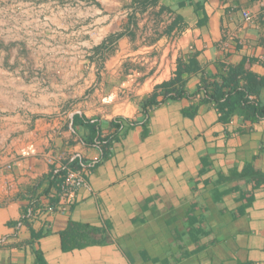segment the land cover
<instances>
[{
	"label": "crops",
	"instance_id": "1",
	"mask_svg": "<svg viewBox=\"0 0 264 264\" xmlns=\"http://www.w3.org/2000/svg\"><path fill=\"white\" fill-rule=\"evenodd\" d=\"M0 45L21 47L25 65L0 53V264H36L38 251L46 264H264V183L244 174L264 178V119L223 124L202 95L141 108L193 58L191 96L245 60L264 78V0H0ZM77 116L103 137L115 118L131 124L101 162ZM74 163L92 191L67 214L41 212ZM192 218L209 232L198 243ZM70 220L111 243L64 253ZM32 232L47 235L30 244Z\"/></svg>",
	"mask_w": 264,
	"mask_h": 264
},
{
	"label": "trees",
	"instance_id": "2",
	"mask_svg": "<svg viewBox=\"0 0 264 264\" xmlns=\"http://www.w3.org/2000/svg\"><path fill=\"white\" fill-rule=\"evenodd\" d=\"M249 65L250 63L247 65V60H245L239 66L230 67L227 72L221 75L220 79L203 77L197 93L195 96H191L185 90L186 81L183 75L185 73L192 75L199 69L198 62L193 58L188 64H180L178 66L173 79L156 86L152 95L142 103V111L148 117L150 109L154 107L170 101L202 95L203 102L215 106L220 114L219 121L221 123L228 124L235 116H241L245 121L251 124H257L264 119V105L259 100L264 91V78L252 72L249 69ZM183 114L186 117L194 118L198 114V107L194 106L186 109L183 111ZM75 124L87 130L88 134L84 140L86 145L89 147H98L102 153L101 162H104L109 159L113 145L120 141L121 133L131 122L123 117L115 118L111 122L112 132L106 137L102 136V125L100 121L93 122L85 117L77 116L75 117ZM69 168L76 170L82 169L83 167L78 163H74ZM65 172L64 170L60 174L64 175ZM244 174L248 180L255 183L256 187L264 183L262 174L252 164L246 167ZM53 184L56 189L58 182L55 180ZM38 205L39 202L37 200L35 202L33 201L30 206L32 211ZM28 217L29 212L27 211L25 220H28ZM188 227L191 229L193 240L196 243L199 242L200 236L209 235V232L204 228L203 222L194 218L188 222ZM46 235L47 233L45 232H32L29 243L33 244ZM59 236L61 250L64 253L85 249L89 246H104L111 243L108 229L97 228L72 220H70L66 230L59 233ZM36 255V264H46L42 259L41 252H36Z\"/></svg>",
	"mask_w": 264,
	"mask_h": 264
},
{
	"label": "built area",
	"instance_id": "3",
	"mask_svg": "<svg viewBox=\"0 0 264 264\" xmlns=\"http://www.w3.org/2000/svg\"><path fill=\"white\" fill-rule=\"evenodd\" d=\"M244 19L247 23H252L254 17L245 12ZM92 191V186L87 179V170L82 169H68L62 176L56 189L47 196L48 199L53 200L45 208L40 207V211H45L51 214L60 213L67 214L75 206L77 196L80 191Z\"/></svg>",
	"mask_w": 264,
	"mask_h": 264
},
{
	"label": "rangeland",
	"instance_id": "4",
	"mask_svg": "<svg viewBox=\"0 0 264 264\" xmlns=\"http://www.w3.org/2000/svg\"><path fill=\"white\" fill-rule=\"evenodd\" d=\"M11 33L15 37L14 39H20L21 36H22V32L20 30H13V32H11ZM31 47L34 48V45H32ZM2 52L3 53H8V54H11V55L14 54L15 55V60L13 61V64L11 66H14L17 70L24 69V67H25L24 58H23V52L24 51L21 50V47L0 45V53H2ZM31 55H32V53H31ZM33 60H34V57L32 55V61ZM2 63H4V62H2L0 60V64H2ZM32 64H33V66H38L39 62L33 61Z\"/></svg>",
	"mask_w": 264,
	"mask_h": 264
}]
</instances>
